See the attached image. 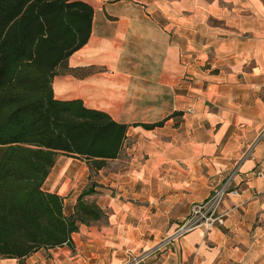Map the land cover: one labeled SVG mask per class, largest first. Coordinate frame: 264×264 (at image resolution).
<instances>
[{"label":"crops","instance_id":"1","mask_svg":"<svg viewBox=\"0 0 264 264\" xmlns=\"http://www.w3.org/2000/svg\"><path fill=\"white\" fill-rule=\"evenodd\" d=\"M80 1L90 35L54 97L107 113L126 136L96 171L56 158L42 189L70 216L93 182L85 199L106 217L78 223L70 245L0 264H264V0ZM228 179L224 222L174 237Z\"/></svg>","mask_w":264,"mask_h":264},{"label":"trees","instance_id":"2","mask_svg":"<svg viewBox=\"0 0 264 264\" xmlns=\"http://www.w3.org/2000/svg\"><path fill=\"white\" fill-rule=\"evenodd\" d=\"M93 9L80 0H0V258L20 263L39 249L70 245L78 223L106 214L90 182L74 212L42 189L58 153L91 171L118 157L127 125L81 101L54 97L55 75L75 73L68 57L84 45Z\"/></svg>","mask_w":264,"mask_h":264},{"label":"built area","instance_id":"3","mask_svg":"<svg viewBox=\"0 0 264 264\" xmlns=\"http://www.w3.org/2000/svg\"><path fill=\"white\" fill-rule=\"evenodd\" d=\"M256 175L264 179V170H258ZM236 192L235 189H230V179H228L215 188L207 198L194 202L190 207L188 216L183 220L173 236L183 235L196 227L210 228L216 224H222L225 213L219 212V207L227 195L235 194ZM139 261V256L131 258L132 264H137Z\"/></svg>","mask_w":264,"mask_h":264},{"label":"rangeland","instance_id":"4","mask_svg":"<svg viewBox=\"0 0 264 264\" xmlns=\"http://www.w3.org/2000/svg\"><path fill=\"white\" fill-rule=\"evenodd\" d=\"M61 155H64L63 153H58V155L56 156V158L60 157ZM90 183V182H89ZM88 183V184H89ZM19 263V262H18Z\"/></svg>","mask_w":264,"mask_h":264}]
</instances>
